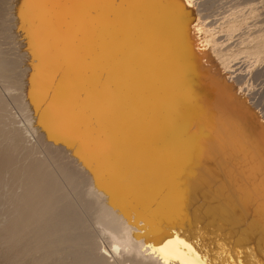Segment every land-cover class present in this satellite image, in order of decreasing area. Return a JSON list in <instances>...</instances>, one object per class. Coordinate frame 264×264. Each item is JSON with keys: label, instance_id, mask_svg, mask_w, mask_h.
Wrapping results in <instances>:
<instances>
[{"label": "bare ground", "instance_id": "1", "mask_svg": "<svg viewBox=\"0 0 264 264\" xmlns=\"http://www.w3.org/2000/svg\"><path fill=\"white\" fill-rule=\"evenodd\" d=\"M196 5L0 0V264H264V114Z\"/></svg>", "mask_w": 264, "mask_h": 264}, {"label": "rangeland", "instance_id": "2", "mask_svg": "<svg viewBox=\"0 0 264 264\" xmlns=\"http://www.w3.org/2000/svg\"><path fill=\"white\" fill-rule=\"evenodd\" d=\"M196 1L201 19H205L211 34H214L213 47L218 58L220 56L222 63L227 61L224 62L225 67L235 78L237 77L236 79L240 78L238 80L242 89L264 114V0ZM21 34L18 32L17 38L22 36L24 39ZM23 39L19 37L17 41ZM20 45L7 41L2 48H8L6 50L13 56L21 50ZM13 111L21 123H26L17 108Z\"/></svg>", "mask_w": 264, "mask_h": 264}]
</instances>
